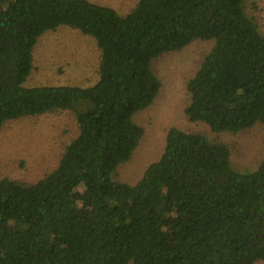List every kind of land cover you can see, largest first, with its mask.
Wrapping results in <instances>:
<instances>
[{
	"label": "trees",
	"instance_id": "trees-1",
	"mask_svg": "<svg viewBox=\"0 0 264 264\" xmlns=\"http://www.w3.org/2000/svg\"><path fill=\"white\" fill-rule=\"evenodd\" d=\"M248 2L137 0L120 14L93 0H0V128L90 103L53 171L0 179V264L264 262V157L242 172L225 142L171 127L137 182L113 177L144 134L133 116L159 94L153 60L196 39L213 44L188 79L187 118L264 128V33ZM61 25L94 37L97 82L24 86L38 40Z\"/></svg>",
	"mask_w": 264,
	"mask_h": 264
},
{
	"label": "rangeland",
	"instance_id": "rangeland-1",
	"mask_svg": "<svg viewBox=\"0 0 264 264\" xmlns=\"http://www.w3.org/2000/svg\"><path fill=\"white\" fill-rule=\"evenodd\" d=\"M93 1L125 14L137 0ZM247 11L264 33V0H249ZM212 44L210 39H196L153 60L152 68L161 80V88L153 103L133 116V120L144 128V134L132 156L113 172L115 179L131 184L137 182L146 167L162 155L167 131L171 127L200 132L210 139L225 142L231 151L232 165L239 171L258 168L264 157L262 123L238 132H214L206 123L192 122L186 116L188 79L196 72ZM33 57L32 71L23 83L26 87L50 84L92 86L99 78L100 51L94 37L67 25L45 32L34 48ZM89 105L88 101L78 99L69 109H54L6 120L0 128V179L8 177L32 183L53 171L66 145L79 133L76 113Z\"/></svg>",
	"mask_w": 264,
	"mask_h": 264
}]
</instances>
